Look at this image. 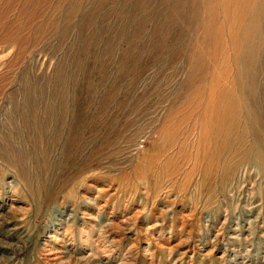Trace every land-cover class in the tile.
<instances>
[{"label":"rangeland","instance_id":"1","mask_svg":"<svg viewBox=\"0 0 264 264\" xmlns=\"http://www.w3.org/2000/svg\"><path fill=\"white\" fill-rule=\"evenodd\" d=\"M0 264H264V0H0Z\"/></svg>","mask_w":264,"mask_h":264}]
</instances>
